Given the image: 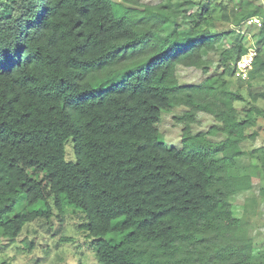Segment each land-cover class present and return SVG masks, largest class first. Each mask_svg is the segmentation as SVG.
Returning a JSON list of instances; mask_svg holds the SVG:
<instances>
[{"label": "trees", "instance_id": "16d2710c", "mask_svg": "<svg viewBox=\"0 0 264 264\" xmlns=\"http://www.w3.org/2000/svg\"><path fill=\"white\" fill-rule=\"evenodd\" d=\"M124 2L0 0V255L3 240L42 215L28 208L52 201L60 213L83 212L98 264H264L247 204L242 217L232 201L254 184L264 198V145L242 146L263 129L264 90L252 88L264 82V3ZM253 16L262 19L255 43L243 35L221 49L214 72L204 54ZM250 47L257 55L242 79L236 63ZM179 66L210 75L185 84ZM122 72L96 91L95 77ZM177 107L179 148L157 127ZM200 112L217 122L207 133L223 139L193 132ZM248 153L258 162L244 172L238 159ZM22 196L23 211L8 217Z\"/></svg>", "mask_w": 264, "mask_h": 264}, {"label": "rangeland", "instance_id": "374dc122", "mask_svg": "<svg viewBox=\"0 0 264 264\" xmlns=\"http://www.w3.org/2000/svg\"><path fill=\"white\" fill-rule=\"evenodd\" d=\"M118 4L130 5L129 3H121L123 0H113ZM141 2L149 5L158 4L161 1L176 0H140ZM115 12L122 14L123 9L116 6ZM264 24V23H263ZM259 25L253 26L251 29H246L247 25L242 24L239 28L232 25L227 27L232 32L226 37L223 43L217 46L216 51L206 52L205 58L212 62L213 71L220 72L219 66V52L221 49L230 47L238 37L245 35V39L248 44L255 43L259 32ZM140 45H133L127 50L137 49ZM142 65V64H141ZM144 65V64H143ZM136 66L131 69L134 72ZM127 74L120 73L112 79L104 77H95L98 80H93L95 89L100 92L110 84L122 80ZM210 74H205L200 68L179 66V76L182 83H200L204 78ZM233 84L232 87L236 88V78H231ZM247 88V87H245ZM245 88L241 91L245 92ZM264 90V82L262 79L258 81L252 88L254 92H262ZM238 107L242 106V102L236 103ZM259 104H263L259 101ZM185 110L184 107H177L171 111H164L157 127L162 134V138L168 142L169 145L175 147L182 146V129L183 124L176 118L179 117ZM217 122L214 118L206 113L200 112L197 115V122L192 126L194 133L203 132L206 133L208 138L213 140H220L225 137L222 131L215 134H208V129ZM259 124L262 125L260 135L255 140L245 141L242 146L246 151H251L256 147L264 145V119H259ZM72 140V139H71ZM67 145V159L74 160V151L70 152ZM257 158H252L250 154L244 155L238 159L239 166L244 172H250L253 166L256 164ZM264 184V179H263ZM262 184V185H263ZM259 184H254L253 188L249 191L241 192L232 197V201L235 203V214L237 216L244 217L243 203L248 206V213L245 215V224L249 229L250 235L254 238L256 248L258 252L264 251V198L259 194ZM24 197L17 204L11 215L14 216L23 211L25 203H23ZM52 213L50 217H46L45 213L50 205ZM37 203L33 207L28 209H38L42 212V215L32 222L27 223L22 233L13 240L10 245L7 244L8 240H3L2 245H6L4 252L0 255V260H6L11 264H98L96 259V239L89 236L81 224L85 222V218L82 220L81 210H77L79 213H74L72 208L69 207L65 213H60L54 206L52 201L50 203ZM83 213V212H82ZM70 237L68 240H63L61 237ZM112 236L109 235L108 239Z\"/></svg>", "mask_w": 264, "mask_h": 264}, {"label": "built area", "instance_id": "2783aa9c", "mask_svg": "<svg viewBox=\"0 0 264 264\" xmlns=\"http://www.w3.org/2000/svg\"><path fill=\"white\" fill-rule=\"evenodd\" d=\"M264 3V0H260ZM247 25H262V19L259 16H253L247 20ZM257 55V49L255 47H250L248 51L241 56L237 61V71L236 75L242 79L248 77V71L252 68L255 56Z\"/></svg>", "mask_w": 264, "mask_h": 264}]
</instances>
